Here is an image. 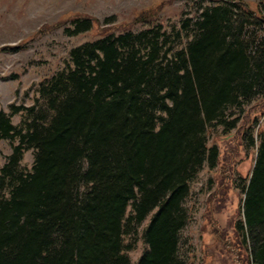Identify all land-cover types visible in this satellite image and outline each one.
<instances>
[{"label":"trees","instance_id":"obj_1","mask_svg":"<svg viewBox=\"0 0 264 264\" xmlns=\"http://www.w3.org/2000/svg\"><path fill=\"white\" fill-rule=\"evenodd\" d=\"M198 10L168 32L141 14L138 30L70 49L31 105L0 110L10 149L0 167V264H133L126 251L147 217L134 264H193L178 255L183 203L203 165H217L207 145L216 128L237 147L255 146L226 249L233 264H264V127L252 136L264 116V0L255 11L241 0ZM70 23L66 35L93 25Z\"/></svg>","mask_w":264,"mask_h":264},{"label":"rangeland","instance_id":"obj_2","mask_svg":"<svg viewBox=\"0 0 264 264\" xmlns=\"http://www.w3.org/2000/svg\"><path fill=\"white\" fill-rule=\"evenodd\" d=\"M218 1L0 0V110L7 113L9 104L31 105L38 83L66 67L70 49L111 31L138 30L145 25L132 23L141 14L148 24L157 23L168 32L178 28L180 20L193 18L199 6ZM241 1L255 11L256 0ZM74 18H90L93 25L87 32L66 35L63 30L72 28L70 20ZM263 117L253 129L254 143L257 129L264 127ZM19 120V115L10 118L14 126ZM219 131L216 128L207 134V145L217 147V165L213 169L203 165L189 182V196L183 203L189 220L178 234V255L186 263L233 264L236 259V252L227 249L235 241L234 222L242 220V191L255 158V146L237 147L231 135L222 136ZM9 152L8 143L0 140V167ZM31 163L32 154L27 151L19 169L28 171ZM147 221L148 217L139 228L133 248L126 251L133 264L144 247L140 231Z\"/></svg>","mask_w":264,"mask_h":264}]
</instances>
